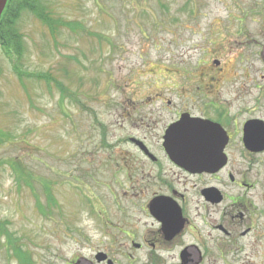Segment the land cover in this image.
Returning a JSON list of instances; mask_svg holds the SVG:
<instances>
[{
    "label": "rangeland",
    "instance_id": "374dc122",
    "mask_svg": "<svg viewBox=\"0 0 264 264\" xmlns=\"http://www.w3.org/2000/svg\"><path fill=\"white\" fill-rule=\"evenodd\" d=\"M41 3L65 26L52 35L32 14L21 15V77L0 48V223L9 234L0 235V264H20L10 243L30 264H97V250L130 247L112 151L135 155L124 137L141 110L153 108L167 123L200 105L199 89L216 87L217 62L232 73L246 41L259 50L264 0ZM35 74H48L64 91ZM44 185L55 206H47ZM225 259L264 264V252Z\"/></svg>",
    "mask_w": 264,
    "mask_h": 264
},
{
    "label": "flooded vegetation",
    "instance_id": "af4514ba",
    "mask_svg": "<svg viewBox=\"0 0 264 264\" xmlns=\"http://www.w3.org/2000/svg\"><path fill=\"white\" fill-rule=\"evenodd\" d=\"M246 42L232 73L215 64L216 87L198 88V107L163 125L153 108L141 110L124 137L135 155L118 149L114 158L112 151L115 183L127 203L121 233L130 247L97 250V264H119L109 251L128 264L132 256L145 257L137 264H226V256L264 252V45L256 50ZM182 116L200 120L185 130L202 142L207 161L200 169L178 165L163 146L167 129Z\"/></svg>",
    "mask_w": 264,
    "mask_h": 264
},
{
    "label": "trees",
    "instance_id": "16d2710c",
    "mask_svg": "<svg viewBox=\"0 0 264 264\" xmlns=\"http://www.w3.org/2000/svg\"><path fill=\"white\" fill-rule=\"evenodd\" d=\"M24 12H28L38 20L42 21L52 35L56 32L57 28L59 29L61 26H65L60 19H52L51 13L42 6L41 0H7L0 17V48L9 59H13V69L19 76L22 74V71L18 68V62L22 59L25 44L23 34L17 29V22L20 20L21 15ZM35 75L38 78L45 79L46 82H55L56 87H59L61 91H64L63 86L59 82L54 81V79L48 74ZM12 169L15 173L22 174L23 167L16 165ZM43 187L46 192L47 206H55L56 203L49 191V187L47 185H44ZM37 206L39 210L42 209L40 203H37ZM0 232V235H9L1 223ZM10 247L12 248V256L16 258L20 264H30L28 259L29 255L22 251L18 245H12L10 243ZM7 250L10 251L9 246L7 247ZM8 256H10V254Z\"/></svg>",
    "mask_w": 264,
    "mask_h": 264
},
{
    "label": "water",
    "instance_id": "95a60500",
    "mask_svg": "<svg viewBox=\"0 0 264 264\" xmlns=\"http://www.w3.org/2000/svg\"><path fill=\"white\" fill-rule=\"evenodd\" d=\"M7 0H0V17L5 8ZM200 120L190 119L187 117L181 118L178 122L171 125L165 134L164 148L170 158L182 167L200 169L207 161L201 154L202 142L189 137L194 136L190 133H185L187 127L198 128ZM198 136V134H196ZM104 258L98 254L96 259L100 261Z\"/></svg>",
    "mask_w": 264,
    "mask_h": 264
}]
</instances>
